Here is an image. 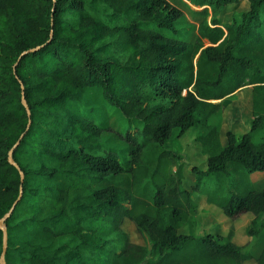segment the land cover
<instances>
[{"label":"trees","instance_id":"1","mask_svg":"<svg viewBox=\"0 0 264 264\" xmlns=\"http://www.w3.org/2000/svg\"><path fill=\"white\" fill-rule=\"evenodd\" d=\"M180 2L201 8L193 41L169 0H0V219L21 187L4 220L5 264H264V245L251 251L264 231V188L249 178L264 173V141L253 140L263 118L240 138L208 122L246 85L264 107V0H248L230 22L220 13L239 0ZM91 88L125 120L123 154L103 144L107 127L69 108ZM192 128L207 168L190 167L187 186L167 144ZM194 194L224 214L212 209L219 233L180 232ZM238 220L249 222L243 234Z\"/></svg>","mask_w":264,"mask_h":264},{"label":"rangeland","instance_id":"2","mask_svg":"<svg viewBox=\"0 0 264 264\" xmlns=\"http://www.w3.org/2000/svg\"><path fill=\"white\" fill-rule=\"evenodd\" d=\"M169 1L183 10V16L179 20L177 27L178 29H181L184 38L193 41L195 38L194 27L197 26L200 21V17L196 15L194 11L200 10L201 8L190 4H188L189 6L187 7L183 5L180 0ZM247 9L248 0H239L238 4L227 6L220 15L224 22H230L233 19L240 21L239 13ZM261 28L264 30V25H262ZM163 33L172 36L168 31H163ZM104 101L100 90L97 88H91L86 90L83 99L79 103H70L69 108L77 114L92 117L99 125L107 127L108 131L102 133L103 144L111 151L123 154L125 151L123 149L124 143L120 139L119 134H124L127 131L125 120L119 111L115 110ZM213 102L218 103L220 100ZM259 115L263 118V126L260 131L253 135V140L256 143L264 141V107L255 108L252 85H246L230 96L225 97L221 101L220 110L211 115L208 122L209 124L214 125L221 134L231 131L237 138H240L244 133L250 130L253 120ZM177 133L178 131H175L173 139L168 142L167 149L182 156L185 163L184 169L187 170L186 184L187 186H190L196 180L195 175L191 174L189 171L190 167L196 166L205 171L207 168V156L203 152L199 143L195 141L197 134H199L197 129H189L180 137H176ZM249 178L255 189L261 190L264 188L263 172H253L249 175ZM215 182L216 181H214L213 178H210L205 181V185L210 188ZM136 195H139L138 191H136ZM193 198L198 204L197 208L191 215L189 225L180 229V232L192 235L219 233L224 226V223L219 218V214L222 217L224 214L216 206L208 204L205 201V196L194 194ZM212 209L219 211L218 216ZM247 222L248 221L243 220H238L236 222V225L238 226L237 230L242 234L248 226H246ZM122 228L129 234L130 239L133 242L139 244L146 243L144 237L136 233L130 222L125 221L124 224H122ZM262 232L263 233L260 234L251 249L255 256L259 255L260 249L263 248L264 245V231ZM241 243L242 242H239V244Z\"/></svg>","mask_w":264,"mask_h":264},{"label":"water","instance_id":"3","mask_svg":"<svg viewBox=\"0 0 264 264\" xmlns=\"http://www.w3.org/2000/svg\"><path fill=\"white\" fill-rule=\"evenodd\" d=\"M35 49H36V48H34V49H30V50H27V51L23 52V53L19 56L18 60H19L23 55H25V54H27V53H29V52L35 50ZM21 87L23 88L22 85H21ZM21 100H22V104H23V106L25 107L26 111L28 112L27 102H26V100H25V97H24V94H23V93H22V99H21ZM28 125H29V123H28ZM22 137H23V134L20 136L19 140L15 143V145L13 146V148H15V147L19 144V142H20V140H21ZM8 161H9V163H10L11 165L15 166V167L19 170V172H20V180H21V183H22V181H23V174H22L21 170L19 169L18 165H17V164L13 161V159H12V151H9ZM20 197H21V187H20V194H19L18 198L15 200V202L13 203V205H12V207H11L9 213H8L4 218L0 219V229H2V231H3V248H2L1 255H0V263H1V264H5V262H4V255H5V253H6V240H7L6 229H5V226H4V220H5L6 217H8L9 214L13 211V209H14L16 203L19 201Z\"/></svg>","mask_w":264,"mask_h":264},{"label":"crops","instance_id":"4","mask_svg":"<svg viewBox=\"0 0 264 264\" xmlns=\"http://www.w3.org/2000/svg\"><path fill=\"white\" fill-rule=\"evenodd\" d=\"M262 249V248H261ZM261 249H260V251H261Z\"/></svg>","mask_w":264,"mask_h":264}]
</instances>
